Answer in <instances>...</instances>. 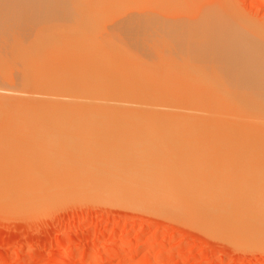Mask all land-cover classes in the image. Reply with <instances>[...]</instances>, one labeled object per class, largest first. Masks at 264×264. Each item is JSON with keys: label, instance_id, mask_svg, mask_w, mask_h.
<instances>
[{"label": "bare ground", "instance_id": "1", "mask_svg": "<svg viewBox=\"0 0 264 264\" xmlns=\"http://www.w3.org/2000/svg\"><path fill=\"white\" fill-rule=\"evenodd\" d=\"M183 1L184 3H188L189 1H191L189 2V4H193L194 1L196 2V0H194L193 2L192 0H181L178 1V3L182 2V4H184ZM219 2L221 3V1ZM219 2L217 3V5L219 4ZM0 3L2 4H0V8H2V6L4 5V7L6 8L5 10L9 9V11H12H8V13H5L6 15L10 14V20L2 19L7 16H2V18L0 16V19H2L0 21V208L13 211L21 209L24 211L25 209L26 212H37L36 210H38L39 212L41 209H50L49 207H52V205L55 206V204L57 205L60 201L65 202V199L66 202H69L70 199L73 200L72 197L85 195L84 197L87 198L90 196L92 200L105 199L106 201H113L111 203H121V205H130L133 207L145 208V210L152 209L151 211H154L153 209H158L155 211L159 212H163V210H166L168 215L170 214V217H173L174 215L175 218H177L176 216H178V219L186 218L185 220H187L188 218L189 221L192 220L201 228L206 229L205 231L210 233L214 232V235H221L219 237L225 238L228 241H232L233 239L234 241L236 240L237 243L239 241H241L240 243H244L242 241L252 242V240H256L257 232L255 233V230L253 228L256 222L254 210L258 211V209H254V201L252 202V199L250 200L249 197H246L247 199H242V197V200L238 199V194L240 193V191L238 190V186H241L243 184H238L237 178V180L235 181L236 184H238L235 185L238 187L237 189H234L235 186H231V184H235V182L233 181V183L230 182L228 186V193H225L222 188L224 172L223 166L228 162L227 161L225 162V164H223V161H226V158L225 160H222L224 159L222 157L229 156V153L225 152L227 155L223 153L224 156L221 157L223 148L225 150V147H227L232 152V155L230 154V166L226 165V168H230L231 171L235 170V173L237 168L239 167L237 165L239 161V157L237 158L236 156L237 152L235 153L234 150H232L235 149L234 147L238 146L236 138L237 134L235 132L239 131L237 129H241L239 128V121L244 120L243 123H245L248 117H252L251 114H248V117L245 120L246 116L243 113H239L240 111L242 112L241 107V110L237 112V108L238 106H240H237L238 101L236 103L235 101H229L225 96L226 100L228 101L222 102V94L227 95L228 93H230L228 95L232 100L233 97H231V94L235 92H232L234 87H232L231 89L229 87V84L236 80V78H238L237 80H240V78L236 76L238 75V72L242 74H239V76L241 77H243L244 74L247 75V77L249 76L250 71L247 74L245 69H253L249 67L250 65H247L248 67H245L244 72L246 73H244L241 69L242 66L244 67L243 62L246 61L244 59L246 58L245 55H248L251 52L252 56L251 54L249 55L251 59H254V63H256V60L260 64L264 62L263 60H261V57L264 58V52H261L264 49V44L262 46L260 45L261 41L263 42L262 38L264 34L262 32L261 38L258 36V39H262L261 41H259L260 39L258 40L256 36L258 35V33L255 32L256 35L254 34V29L256 28L253 29L251 26L250 29V25L248 24L247 26L246 24L247 27L244 28L246 31L241 29L243 28L242 25H245V17L242 20L243 23L240 20L238 21L241 22V26H238L239 24L237 20L236 22H233L236 19V16L234 15L237 14V9L235 10L237 6L234 8L235 12L233 16L235 17V19L232 18V15L228 11L229 8L228 10H225L224 6L219 7L216 5L214 6V4V7L212 8H210L209 6L207 8L205 7V10H201L200 8L201 11H197L196 13H192L194 12L192 11V14L187 15L186 18L181 17L182 24L188 25L191 23L195 25L193 27L196 30L193 28V30L191 29V32L194 30L197 32L196 26H199L198 28L200 29L198 30H201V32L198 31L199 33H196L194 31L197 35L195 33H192L195 34L194 36L189 35L190 33H187V35L191 36L192 38H196L197 36V41L199 42L200 39L201 43H203V49H208L209 51L208 53H206L208 57L207 55L204 56H206V58H213L212 62L215 60V65H212L213 69L212 67L210 69L207 66V69L209 68L210 71H205L204 68L201 67L204 71L200 69L201 72H199L198 66H195L197 67L198 72H196V69H192L194 72L190 69V71L192 72L188 71L190 73L187 72L186 75H183V73L186 71V68L184 72L183 70L179 71L177 69L176 71L171 67L173 63L169 67L168 65L170 63L168 62L169 64H167V61L166 63L164 62L165 65H167L169 69H171L170 71L175 70L176 73L168 72V70L165 72V70L163 71L162 69V71L160 69H155L156 71H154L153 68V70L150 67L147 68L146 66H148L150 61L146 64L143 62V64L146 65H144L145 69H150L143 71L141 70L142 66H140L141 68H139V65L137 64L142 58V55L140 54L139 56L137 54V56H134L133 54V56L135 57V59L133 58L134 61L137 59L136 57H138V62L135 61L137 64V68H135V63H133V61L131 62V64L129 61V63L126 62L128 59L126 60L125 58H123V56L121 57V59L119 56L116 57V55H113L114 58H111L112 54L108 55L106 53V56H108V58L105 56L103 57L102 55L100 57L103 58L99 59V57L94 54L96 57H98V59L96 60L93 55L89 57L90 54L89 56H87L88 54H86L85 56L82 55L80 57L77 54V51H75L77 55L68 53L70 51L67 52L68 54H63V52H65L64 49H62L63 52L61 50L62 53L59 52L60 50L58 51L57 49V46H59V44H56L60 41L61 34L64 33V31L62 33L60 32L61 29H65L67 34L66 37L69 35L67 38L69 40L66 39V44L69 45L68 49L72 50V47H74L73 49L76 50V47L78 45H73V41H75V39L76 41H81V46L82 44H85L84 46H90L92 42L89 41L92 40L97 43L96 40H94V36V38H90V36H84L87 39L80 40L78 39L80 37H78V34H76H80L82 32L81 30L83 29H85L84 31H87L85 33L90 34L87 28L89 26L92 27L89 28L90 32L98 30L97 28L101 26L102 23L97 25V21H100L101 19L100 17V19H98L97 13L103 15L102 19L104 20L112 19V17L109 15L113 14L108 13V16L104 15V9L108 8L103 7L104 9H101L102 6L98 4L93 6V2L91 4L90 0H0ZM182 4L180 3L178 4V6L180 7ZM163 5L165 6L164 3H161L160 7H162ZM233 5L235 6V4ZM173 6L174 5L172 4L170 10L173 9ZM184 6L185 5H183V8ZM164 8L160 9L165 11ZM174 8L176 9V6ZM232 8H230V11L233 13ZM84 9H91V13L94 9L95 14H92V16H87L91 15V13L85 10L87 11L86 13L85 11H83ZM95 9L98 11H96ZM102 10L104 11L101 14ZM152 10L154 12H152ZM161 10L158 11H160L159 13L162 16L166 11L167 13L169 12L168 15L170 14L168 16L170 17V21H168L169 19L166 15L167 13H165L163 17H160L158 15L161 18L160 20H162L164 17L166 18L165 20L163 19L165 21V25L166 23L168 24V22L172 21L171 18L174 17L173 13L178 11L173 9L171 11L166 10L165 12L161 13ZM1 11L4 12V9H1ZM145 11H143L144 14ZM150 11L152 13L147 12L148 16H145L138 10L141 15H138L140 18L135 15L134 17H136L137 19L133 18V12H130V17L132 16V19H135V21L137 20L136 22H138V20L139 22L142 21L143 25L146 24L145 26L147 27L149 25L147 23H150V20L154 19V15L152 14L155 13L154 20L159 19L156 18V14L159 13L157 11L155 12V9H151ZM172 11L174 12L171 13ZM82 12L86 14L87 19L90 18L88 19V21L86 20L88 23H92V21H89L91 19L97 22L95 24L93 21V25L95 24L94 29L93 25H89L87 27L86 25H83L84 23H86V21L84 20L85 22H81V19L82 21L83 19H85L83 18L85 17V14H83ZM135 13L137 14V12ZM183 13H186V11ZM128 14L124 17V19H128ZM171 14H173L172 17ZM240 14L238 15L239 17L241 16ZM142 15L146 18H151L152 16L153 19H145ZM177 15L178 16H175L179 18L180 14L178 13ZM244 15H246V13ZM96 17L98 20H96ZM142 18L148 21L144 23L145 20ZM7 20L8 22H4ZM106 20L104 22H106ZM116 20L119 21V19H117L116 17L114 18V20L112 19L111 24L112 22H114V25H116V23L123 22L121 21V19L119 22H117ZM129 20L131 19L129 18ZM154 20L153 22H156ZM175 20L178 22L180 21L174 18L173 23H171L174 24V22H176ZM102 21L103 20H101L100 22ZM158 23L160 24L161 21ZM232 23H237L233 25H237L238 29L237 27L232 26ZM139 24H141V22ZM169 24L168 26H170ZM172 24L171 30L175 26H172ZM217 24L219 25L218 28L215 27ZM108 25L110 26V22ZM230 25L234 29L231 28ZM129 26L130 25H127V27ZM131 26L133 27L134 25L131 24ZM149 26L152 27L153 23ZM180 26L181 25L178 26L179 29H173L180 31ZM81 27L84 28L82 29ZM103 27H105L106 29L108 28L106 24ZM111 27L112 26H110V28L108 29L110 32H113L115 26L114 28H112L113 30L111 29ZM165 27L167 26H164L162 30H164ZM214 27L216 28V30H214ZM139 28L142 27L139 26ZM139 28L137 29L139 30ZM167 28L165 29V31L168 30ZM187 28L189 30V26H187ZM235 28L237 32L235 31ZM248 28L253 31H250ZM108 29L102 30L103 32H105L108 31ZM102 30L101 32L99 31V33H103ZM116 30L117 29L115 28V31ZM152 30L153 29L151 28L150 31ZM233 30L236 33L234 32L233 34ZM150 31L148 30L147 32ZM182 31H184V29ZM157 32L159 33V31ZM170 32L169 33L173 35H169L168 37H174L176 31L173 30V32ZM121 33L119 35H121ZM143 33L145 35L144 31ZM154 33L157 34L156 32ZM167 33L168 32H166L165 34L168 35ZM260 33L259 35H261ZM50 34H52V36H50ZM104 34H106V32ZM113 34L116 35V32H114ZM177 34L179 36L180 34H182L184 37L186 33L184 31V34L182 32H177ZM73 35L74 37H72ZM91 35H93V33H91ZM159 35L163 34H161L160 32V34H158L157 36ZM187 35L185 36L187 37ZM99 36L101 37V35ZM104 37L107 36L105 35ZM155 37L156 35L154 36V39H156ZM161 37L162 36H160V38ZM168 37H166V39ZM177 37L178 36H176V39ZM186 37L185 39L187 41H185L186 43H188V39L191 37ZM179 38L180 37H178V39ZM192 38L190 43H192V41L195 42L196 40H192ZM106 39L108 41V38ZM106 39L103 40L105 41ZM214 40H217V43L219 42L218 47L212 45L214 43ZM179 41L180 40H178V42ZM211 41H213L212 44ZM253 41H257V44L259 42V46L252 47L253 44H256L253 43ZM99 42L101 43V39ZM71 43L72 47L70 46ZM109 43L111 44V41ZM135 44L137 43L135 42ZM189 44H187L186 47ZM51 45H54V49H52L53 46ZM92 45L93 47H97V44L95 45L93 43L91 44V47ZM48 46H50L49 48L52 49L51 51L49 50L50 53H48V51L46 54H44L45 52L41 53L42 51L46 50ZM103 46H101V49L106 48ZM99 47L100 46L97 47V52L98 50H101ZM186 47L185 50L187 49ZM257 47L260 48V54H263V56L258 57V55H256L257 57L255 56V60V58L252 57L255 53L257 54V51H259L257 49L254 52ZM59 49H61L60 46ZM90 49L91 48L89 47V50ZM111 49H113V47ZM53 50L58 52H52ZM91 50H93L94 52L93 48ZM83 51L85 52L86 49ZM101 51L103 52V49ZM190 51L188 54H192L190 53ZM53 53L55 54L53 55ZM82 54L84 53L82 52ZM97 55H99V53ZM150 56L152 57V55ZM145 57L143 58V60L145 59ZM154 57L155 56H153L152 58ZM157 58L160 62L161 57L160 59L159 57ZM163 58V60L169 59V57ZM201 58L203 59V57ZM202 59L201 61L203 62ZM184 61V64L187 67L189 61ZM175 62L177 61L175 60ZM190 62L191 64H193L192 60H190ZM195 62V64L198 63L197 61ZM161 63L162 62H160V64ZM209 63L206 64L208 65ZM129 64H133L134 67H132L137 70H131L133 68L126 69L125 66ZM177 64L178 63H174V66ZM151 65L152 64H150V66ZM158 65H154L153 67ZM256 65L255 67H258V65ZM110 66H112V68L113 66H117V68L111 69ZM119 66H124L125 69H120ZM203 66H205V64ZM233 66L234 69L236 68L235 71H237V74L235 73L236 75L234 76V80L233 78H230L229 74L225 75V71L227 69H232ZM261 66H259L260 68L258 67V70L254 68L251 71L257 73V71L260 70V72H262V70H264V67ZM237 67L242 70V73ZM178 72L183 73L180 74ZM211 72H213L214 74ZM252 73L253 72H251L250 74L251 78L254 74ZM257 74H255L253 82L256 81V77L257 81H259L261 78H259V76L264 74V71L261 74L259 73V75ZM168 76L169 78H171L169 79ZM194 76L197 78L196 80H198L197 82L199 84L195 85V82L194 84L193 82H191L196 81L193 80V78H195ZM228 77L231 79V81H229L230 79H228ZM174 78L177 79V85H174L176 83L172 84V81L176 82ZM221 78L225 84L223 83ZM243 78L240 81H243ZM249 78H247V80H249ZM263 78H261L262 82L264 80ZM244 79H246V76ZM226 80H228L229 82H225ZM209 81H211L210 85ZM206 82H208V85L206 84ZM238 82L239 81L233 82V84L231 83L232 85L230 86H233L234 84L242 85L241 83L245 81L241 83ZM226 83H228V86L226 87L227 89H224L225 86L223 85H227ZM255 85L256 86L252 85L254 89H262V87L258 88L257 84ZM248 86L249 85H247V89L249 88ZM223 91H228V93H222ZM247 91H245V93H248L246 95H250ZM259 91L257 92L259 93ZM244 94L243 96L241 94V96L245 99L247 98V96L244 97ZM252 94L257 95V93ZM235 95L236 94H234V96ZM260 95L261 94H259L258 96ZM241 96L239 94V97ZM258 96H256V98H258ZM242 97L241 99H238L241 101L243 99ZM263 97L264 96L260 98ZM245 100L242 101L244 103H248L245 102ZM247 101H249V103L251 102L249 99ZM261 101L264 103V99H261ZM259 102L257 100V102L255 103L257 104ZM223 103L225 104L223 105ZM239 103L241 104L242 102ZM251 103L253 104V102ZM244 105L246 106V104ZM254 107H256L255 104ZM258 108L257 114L259 113ZM261 108L263 110V107ZM245 110L246 112H249L250 108L249 111H247V109ZM252 110L250 112L254 113L256 109ZM224 112H227V130L225 129L226 132L224 130ZM243 112L245 111L243 110ZM239 115L244 117V119L241 117L242 119L239 120ZM235 117H238L237 120L239 121H237ZM249 120L248 123H250ZM263 121L264 118L262 122ZM262 122L259 124L261 125ZM241 124L242 123H240V125ZM250 124L251 126L252 124L254 126L257 125L255 122L253 123V121ZM259 124L257 125V129L260 130L261 127ZM246 125L248 126L249 124L246 123ZM263 126L264 125L262 124L261 129L264 128ZM245 127L246 126L244 125L242 127V130ZM242 130L240 131L242 132ZM247 130H249V128H247L246 131ZM237 133L243 135V133ZM251 134H253V132ZM251 134L249 133V135ZM234 136L236 140H234ZM250 137L251 136L246 137L249 140L244 137L247 140L244 142V145H247L246 143L251 142ZM262 137L263 135L261 136V139ZM242 141L243 140H240V142L238 141V143L242 144ZM257 141L255 142L257 143ZM261 144L264 145V141ZM255 145L256 144H254V146ZM238 147H240V145ZM251 149L253 150V148ZM262 152L264 151L261 150V152H258L260 156ZM246 154L247 155H245V157H247L244 159V168L246 170L244 171L246 172V177L244 178L246 180H248L249 178L251 181V177L253 176V174H251L250 170L253 165V157L251 156V153H249V151H247ZM227 160L229 159L227 158ZM236 165L238 167L235 169L233 166ZM230 170L228 169V172H230ZM228 172L227 175L229 181L233 179L231 178V176H234V178L239 177L234 173ZM260 182L261 181H259V183ZM245 183L246 182H244V185ZM246 184L248 186L247 188H250V186L248 185L249 183ZM236 190H238L239 193H237ZM241 190L244 191L248 189L241 188ZM223 192L227 194V197L223 195ZM244 193L246 195V192ZM250 194L253 195L252 193ZM254 195L257 197V194ZM66 197L71 198L69 199ZM67 199L69 200L67 201ZM105 200L101 201L105 202ZM225 209L226 211L224 212ZM263 210L264 209H262V211ZM256 217L257 219L259 218L258 216ZM260 217L263 216L260 215ZM194 222L192 223L194 224ZM224 222H226L227 224ZM258 230L260 234V229ZM259 238L263 239L264 234L261 233ZM260 241L262 242L261 239ZM236 242L233 243H235L236 245ZM257 242L259 243H257V245H260L261 242H259V240ZM254 244L256 245V241ZM238 245L239 244H237V246ZM245 245H248V243H246Z\"/></svg>", "mask_w": 264, "mask_h": 264}, {"label": "rangeland", "instance_id": "2", "mask_svg": "<svg viewBox=\"0 0 264 264\" xmlns=\"http://www.w3.org/2000/svg\"><path fill=\"white\" fill-rule=\"evenodd\" d=\"M125 1L124 0H104V1L103 0H101V1L100 0H90L91 4L93 2V4H92L93 6L98 4V5L102 6L101 9L103 7L108 8V9H104L103 8L107 12L102 10L101 14L103 13V11H104V15H106V16H108V13H111L113 15H109V16H111L113 20L116 17L117 19H119V21H120V19H121V21H123V22H120V23H116L115 22L116 25H114V22H112V24L117 29L115 31L114 26L111 24L112 19L111 20L108 19L109 22H110V26H112L111 29L114 28V30L112 29L113 32L112 31L111 32H112V34L114 32H116V35L115 34L112 35L111 32L109 31L108 28H110V26L108 25L109 24L108 20L105 19L107 23L104 22L105 20L102 19L103 15H100L97 12L96 13L98 14L97 15L98 19L101 18L100 21L103 20L102 22H100L97 19V17H96V20H98L97 21L98 22L97 25H99L100 23H102V24H101V26H99L97 28L98 30L90 32L89 28H92V27H90L89 25H93V21H94L95 24L97 22H95V20L91 19L89 21L90 22L92 21V23H88L87 21L90 18L87 19L86 18V14L82 12L83 14H85V17H83L85 19H83V21L81 19V22L83 23V22H85L87 20L86 23H84L83 25H86V27L89 26L87 28H88V32L90 34L85 33L87 31H84L85 30V29H83L84 27H81L83 30H81V28H80V30L82 32L81 31H79V32H81L82 34L81 33L80 34L76 33V34H78V37H80L78 39H80V40L87 39L84 36H86V37L90 36V38H94L95 37L94 40H96L97 43H95V41H93V40L89 41V42H92L91 44H93V43L95 45L97 44L96 46L97 47L100 46L99 47L100 49H101V46H103V44L105 43L103 47H106V48H102L104 53L101 51L102 49L100 50L101 53H100L99 50L97 52L96 50L98 48L97 47H93V45L91 47V44H90V46L89 45L88 46H84L85 44L84 45L82 44V46H81V41L78 40L79 41L78 42V41H76V39H75V41H73L74 43L75 42L76 43L75 44L73 42L72 43H73L74 46L77 44L79 47L77 46L76 50H75V49H73L74 47H72V43H71L70 46L72 47V50L68 49L69 45L66 44V41L69 40V39H67L69 35L66 37L67 34H66L65 29H61V31H60L61 33L64 31V33L61 34V39L59 41L60 43L58 42V40H57L58 43L57 42H56L57 44L55 43L56 45L59 44V46L61 47V49H59V46H57L58 47L57 48L58 51L60 50L59 52H61V50L64 49L65 52H63V50H62L63 54L64 53H66V54H68V53L76 54L75 51H77L78 52L77 54L80 57L82 55L85 56L86 54H88L87 56H89V54H90L89 57H91L93 55V57H95L96 60L98 59V57H99V59H102L104 56L108 58V56H106L107 54L108 55L112 54L111 58H114L113 55L114 56L116 55V57L119 56L120 59L123 56V58H125L126 60L128 59L126 62L129 61L130 64L133 61V63H135L134 64L135 68H137V64L139 65L138 66L139 68H141L140 66H142L141 70H143V71L144 70L145 71L146 70H150V69H147V68L150 67L151 69L153 68L154 71H156L155 69H160V70L162 69L163 71L165 70V72L168 70V72H173L174 73L176 69L179 70V71L183 70V72H184V70L186 68V71L184 73L181 72V73H183V75H186V73L188 71H190V69L191 70L192 69L193 70L196 69L197 70V71L195 70L196 72H198V69H199V72H201L200 69L203 70V68H204L205 71L206 70L210 71L212 65L213 66L215 65V62H214L215 60L213 61L214 62L213 63L212 62L213 58H211V57L210 58H206V56H204V55H207L206 53H208L209 51H208V49H206V50L203 49V46H202L203 43H201L200 39H199V42L197 41L198 40L197 36H196V38H194V37L192 38L191 36L187 35V33H190L189 35H193L194 36L198 31L201 32V30H198V29H200V28H198L199 26H196V28H197V32H196L195 31L196 29L193 27L195 25H193L191 23L188 24V25L187 24H182L181 17L182 18L183 17L186 18L187 15L192 14V13H196L197 11L205 10L208 6L210 8L214 7L215 5L219 6V7L220 6H224L225 10L226 9L228 10V8H229L228 11L232 15L233 19H235L234 16H236V19L233 22H236V20L238 22L240 20L243 23L242 20L245 17V20H244V24L245 25L244 26L242 25L243 28L240 27L241 29L245 30L244 28H246L248 26V24H249L250 25L249 26L250 29H251V26H252L253 29L256 28V29H254V34L256 35L255 32L258 33V35H256L257 39H258V36L261 38L262 32L264 34V0H217V1L216 0H206V1L205 0H196V2L194 0H192V2L193 1L195 2V3L193 2V4L192 3L189 4V2H191V1H189L188 3H184V1H183L184 4H182V2L178 3V1H181V0H125ZM219 1H221V3ZM218 2H219V4L217 5ZM161 3L162 4L164 3L165 6L163 5L162 7H160ZM180 3L182 4L181 5L182 7L178 6V4H180ZM172 4L174 5L173 9L174 10H178L176 12H178L180 14V16H179L180 19L178 17H176V16H178L177 15L178 13L172 11L171 13L174 12L173 13L174 17H172L173 14H171V17H172L171 18L172 19L171 22L173 23L174 18L177 19V20H180V21L178 22V21L175 20L176 22H174V24H172L171 22H168V24L170 23L169 24L170 26H168L167 23H166V25L164 23L165 22L164 20L166 18L164 17L163 18L164 20L163 19L160 20L161 19L160 17H163L165 15V13H167L166 10H169V11L173 10V9L170 10V8L172 7ZM186 4H187V7H186ZM203 4H205V5H203ZM213 4H214V6H213ZM233 4H235V6ZM183 5H185L184 8H183ZM100 6H99V8H100ZM175 6H176V9L174 8ZM236 6H237V8H235ZM3 7H4V5L2 6V8H0V16H1V18H2V16H7V17L2 18V19L10 20V14L9 15L5 14V13H8L9 9L5 10L6 8L5 7L3 8ZM143 7H144V9H143ZM148 8L150 10L151 9H155V12L157 11L158 13L160 12L158 10H161L162 8H164V10L166 12L161 10V13L165 12L163 16L160 15V13L156 14L157 15L156 18H159V19L154 20L155 19V13L152 14V15H154V19L151 16V18L154 21H156V22L157 21L158 22L161 21V23H160L161 25L158 22L157 23L153 22V20H150L151 18H148V17L147 18H148V20H150V23L148 22L147 24L152 25V23H153L152 27H150L149 25L146 27L145 26L146 24L143 25L142 21H140L141 24H139L140 23L139 20H138V22H136L137 20L135 21V19H137V18L134 17V16L137 15V17H139L138 15H141V13L144 14L143 11H145V10L146 11H145L144 15L148 16V13L151 12ZM200 8H201V10H200ZM230 8L233 9V13L230 11ZM234 8H235V10L237 9L236 10L237 14L235 13L236 15H234V12H235ZM238 8H239V10H238ZM1 9L2 10L4 9V12L1 11ZM85 10H87V9H84L83 11H85ZM138 10L141 13H139ZM147 10H149V11H147ZM181 10H183V11H181ZM87 11H89V13H91L92 10L90 9V10H87ZM87 11H85V12L87 13ZM96 11H98V10H96ZM185 11H186V13H183ZM192 11H194V12H192ZM9 12H12V11H9ZM130 12L131 13L133 12L132 13L133 14V18H135V19H132L131 18L132 16L130 17V15H131ZM135 12H137V14ZM152 12H154V11L152 10ZM240 12H241V14H240ZM126 13L127 14L129 13L128 14L129 15L128 19L127 18L124 19V17L127 15ZM168 13L166 14L167 17L170 15V14L168 15ZM181 13H182L183 16L181 15ZM245 13H246V15H244ZM92 14H95L94 9H93V12L91 13V15H87V16H92ZM239 14L242 16V17L240 16L242 19L238 16ZM145 16H143V17L145 19H147ZM93 17H94V15H93ZM149 17H150V15H149ZM249 17H250V19H249ZM129 18L131 20H129ZM144 18H142V19H144ZM2 19H0V21ZM168 19H169L168 21H170V17H168ZM8 20L4 21V22H8ZM252 20L257 21V22H254ZM119 21H117V22H119ZM147 21L145 20L144 23L147 22ZM177 22H178L179 25H181L180 26V29H181L180 31L175 30L176 28L179 29V27H178L179 25L177 24ZM241 22H238V24H239L238 26H241ZM122 23H124V24H122ZM137 23L142 28H139ZM184 23H185V21H184ZM95 24L93 25V29L95 28L94 27ZM105 24L107 25V27L109 26L107 28L108 31H105L106 34H104L105 32H103V30H102V29L107 30L105 28L106 26L103 27ZM131 24H133L134 26L132 27ZM154 24H156V25H154ZM171 24H172V26L175 25L173 27L175 29L172 28V30H171ZM233 24H237V23H232L231 25L234 26ZM246 24H247V26H246ZM127 25H130V26L127 27ZM163 25L168 27V28L165 27V29L166 28L168 29L167 31H165V29L162 30V28L164 27ZM183 25L185 26V28H184ZM79 26H81V25H79ZM187 26H189V30H188ZM232 26H231V28H233ZM100 27H102V28H100ZM215 27L218 28L219 25L217 24ZM234 27H237V25H235ZM87 28H86V30H87ZM137 28H139V30ZM151 28L153 29L152 31H150ZM193 28L195 29L194 31L196 33L194 31L191 32V29L193 30ZM216 28L214 30H216ZM141 29H143V30H141ZM183 29H184V31L186 33L185 35H187L188 38L191 37L192 40L196 39L195 42L192 41V43L194 42L193 44L190 43L191 38H189L188 39L189 42L186 43V41H187L185 39L186 36L184 35V37H183L182 34H180V36L178 35L179 33L177 34V32H180V33L182 32L184 34V31H182ZM237 29H238V27H237ZM101 30H102L103 33H99V31L101 32ZM148 30L150 32H147ZM173 30L176 31V33H175L174 37H172L173 38L172 39L171 36L173 34H170L171 33L170 31L173 32ZM143 31L145 32V35H144ZM153 31L156 32L157 34H155ZM157 31H159V33ZM162 31H165V32H162ZM235 31L237 32L236 28H235ZM235 31L233 30V34H234ZM250 31H253V30H250ZM258 31H260L261 33L258 32ZM121 32H123V33H121ZM160 32L163 35L157 36L158 34H160ZM166 32H168L167 33L168 35L165 34ZM83 33L84 34H88V35H84ZM91 33H93V35H91ZM97 33H99V34H97ZM120 33H121V35H119ZM192 33H195V34H192ZM259 33L261 35H259ZM74 35L72 37H74ZM99 35H101V37ZM102 35H104V36L106 35L107 37H104ZM155 35H156V37H155L156 39H154ZM164 35H166V36H164ZM169 35H171L170 38L168 37ZM50 36H52V34H50ZM120 36H121V38H120ZM160 36H162V37L160 38ZM176 36H178L180 38L178 39V37H177V39H176ZM164 37H165V40H164ZM166 37H168V38L166 39ZM106 38H108L109 42L111 41V44L107 41ZM132 38H133L134 41L132 40ZM88 39H89V37H88ZM97 39L99 41L101 39V43L102 44ZM103 39H106V40L104 41ZM126 39H128V40H126ZM159 39L161 40V42H160ZM162 39H163V41H162ZM262 39H263V42L261 41ZM262 39L259 40L262 43V44L260 43L261 46L264 44V36H263ZM166 40H167V42H166ZM172 40H175V41H172ZM178 40H180V41L178 42ZM135 42L137 44H135ZM162 42H163V44H162ZM98 43H100V44H98ZM168 43H169V45H168ZM212 43H213V41H211V44ZM214 43L212 45H215L216 47H218V45H219L218 43L219 42L217 43V40H214ZM253 43H256V44L254 45ZM253 43H252L253 44L252 47L259 46V42L257 44V41L256 42L253 41ZM187 44H189V45L186 47ZM221 44H222V42H221ZM67 45H68V47H67ZM51 46H53L52 49H54V45H51ZM183 46H184V49H183ZM201 46H202V49H201ZM204 46H205V44H204ZM49 47L50 46H48V48L46 50H44L42 52L39 51V52H41V53L45 52L44 54H46L47 51H48V53H50L49 50L51 51L52 49L49 48ZM62 47H64V48H62ZM89 47L91 49L93 48L94 52H96L97 54L99 53V55L94 53L93 50H91V49H90L91 50L90 51ZM110 47L111 48L113 47V49H111ZM114 47H116V48H114ZM185 47L187 48L186 50H185ZM205 48H206V46H205ZM66 49H67V51H66ZM85 49H86V51L84 52L83 50H85ZM109 49H111L114 52V54ZM115 49H116V51H115ZM190 49H191V51H190ZM253 49H255V48H253ZM257 49L259 51H257V54L255 53L252 58H255L256 55H258V57L263 56V54L262 55L260 54V48L259 47H257L254 50V52ZM55 50H53L52 52H54ZM81 50H82V52L84 54H82ZM188 50L192 54H188L189 53ZM263 50L261 52H264ZM58 51H55V53L58 52ZM68 51H70V52H68ZM52 52H51V54H52ZM252 52H253V50H252ZM258 52H259L260 55L258 54ZM34 53H35V51H34ZM55 53H53V55ZM94 54L96 56H98V57H96ZM121 54H123V55H121ZM133 54H134V56H137V55L139 56V54L142 55V58L140 56L141 60H139V63L136 64V62H135V61L138 62V60H137L138 57H136L137 59L135 61L133 60V58L135 59ZM249 54H251V52ZM249 54L245 55L246 58H244V59L248 63L246 61L243 62L244 67L243 66H242L243 68L241 67L243 72H244L245 67H248L249 65H250L249 67H251L253 69L256 68L257 70L260 68L259 66H261V65L264 67V65H263L264 62L262 63V61H261L262 64H260L255 58L256 63H254L255 62V61H253L254 59H251ZM102 55H103V57H100ZM150 55H152V57L155 56L156 59H155V57L152 58ZM186 55H188L189 57L186 56ZM167 56L169 57L168 60H170V61L163 60L164 59L163 57L168 58ZM251 56H252V54H251ZM144 57H145V59L143 60ZM148 57H150V58H148ZM157 57H159V59L161 57L162 60L160 59V62H162L163 64L162 63L160 64V62H159ZM201 57H203V59ZM207 57H208V55H207ZM109 58H110V56H109ZM151 58L155 59V60H152ZM261 58L260 59L264 61V58L263 57H261ZM201 59L203 60L204 63L201 61ZM244 59H243V61H244ZM172 60H174V61H172ZM175 60L177 62H175ZM184 60H187V62L189 61L188 64H187L188 65L187 67L184 64V62H185ZM190 60L193 61L194 65L191 64ZM166 61H167V64L170 63L168 65L169 67L173 63V65L171 67H172V69H175V70L170 71L171 69H169V67L167 65H165ZM195 61H197L199 64L198 63L195 64L196 63ZM209 61L212 64H210ZM143 62L145 64L147 62H149L148 66L143 64ZM200 62H201L202 65L200 64ZM241 62H242V60H241ZM241 62H238V63H241ZM174 63L175 64L178 63L177 64L178 66L177 65L174 66ZM206 63H209V64L207 65ZM250 63H252V64H250ZM130 64L126 65L125 68L129 69V68H133L134 67L133 64L132 65H130ZM150 64H152L151 65L152 67L150 66ZM204 64H205V66H203ZM256 64L258 65L259 68L255 67ZM144 65L147 67L146 69H145ZM154 65H158V66L153 67ZM199 65H200V68H199ZM240 65H242V64H240ZM117 66L116 67L113 66V68H112V66H110V68L114 69V68H117ZM195 66H198V69ZM207 66L210 69L209 68L207 69ZM237 66H238V64H237ZM119 67H120V69H125L124 66H122V67L119 66ZM201 67H203V68H201ZM106 68H108V67H106ZM135 68H133L131 70H134ZM212 69H213V67H212ZM233 69H234V66H233L232 69H227L225 71V73H226L225 75L229 74L230 78H233V80H234V76L237 74V71H235L236 68L234 70ZM253 69H251V70H253ZM135 70H137V69H135ZM242 70H240L241 73H242ZM247 70L248 69H245L247 74L249 73V71H250V73H249L248 77H247V75L244 74L243 77L245 78V76H246V79H244L243 77L239 76L240 72H238V75H236V76H238L240 78V80H242V78H243V81H245L247 83H245L243 81H240V80H237L238 78L235 77L236 80L239 81L238 83L243 82V83H241L243 86L242 85H235V84L233 86H230V85L233 84V82H237L236 80L231 82L232 84L231 83L229 84V87L231 89H232V87H234L232 92H235V93L231 94V97H233V99L232 100L230 99V96L228 95L230 93H228V91H223L222 93L227 92L228 94L227 95L222 94L223 98L221 96V98L223 99V100H221L222 102H227L229 100V101H235V103H236L238 101L237 102V106L238 105H240V106H238V108H237L238 111L237 112H239L241 110V108H242V112L240 111L239 113H243L246 116L245 120L247 119L248 114H251V116H252L251 118L248 117V119H247V121H245V123H243L244 120L239 121L242 118L244 119V117H242L243 116L242 114H241L242 116L239 115L240 116L239 120H237L238 117L237 118L235 117V119L237 121L242 123L241 125L239 123V128H241V129H237L239 131L235 132L237 134L236 135L237 145L238 146L240 145V147L236 146V147H234L235 149H232V150H234L235 153L237 152V154H236L237 158L239 157L238 158L239 161H238V164H237L239 167L237 165L233 166L235 169L238 167L237 170H236L237 173L236 172L234 173L235 170L231 171L230 168H226V165L230 166V162L229 161H230V157L232 155L231 154L232 152L227 147H225V150L223 148L224 152L222 151L221 157L224 156V154H226L225 152L229 153L228 154L229 156L222 157V158H224L222 160H225V158H226V161H223V164H225V162H227V161L229 163L227 162L228 164L226 163L223 166V171H224L223 172V185H224V187L222 185V188H223V191H225V193H228V186H229L230 182H232V181L235 182L237 180V178H238V180H237L238 184H243L244 185V182L249 183L248 185L250 186V188H247L248 186H247L246 183H245L244 186L243 185H241V186L239 185L238 186L239 188L237 186H235V185H238V184H236V182H235V184H231V186L232 185L235 186L234 189L238 188V190L240 191V193H239V191L236 190L237 193H239L238 194L239 197L237 195L238 199L242 200L244 198L247 199L246 197H249L250 200L252 199L251 200L252 202L253 201L255 202V203L253 202L254 207H255L254 209H258V211L254 210V215H255V219H256L255 221L256 222H255V226L253 227L254 230H255V233L257 232L256 233L257 234L256 235L257 238L255 240L256 241V245L254 244L255 241H253V240H252V242L242 241L245 244L246 243H248V245L250 244L248 246V245H245L244 243H240L241 241H239L237 243L236 240L234 241L232 239L233 242H236V245H235V243H233L231 240L228 241L225 238L219 237L221 235L218 236V235H214V232L210 233V232L205 231L206 229L201 228L194 221L190 220V221L194 222V224H193L192 222L189 221L188 218H187V220H185L186 218L185 219L184 218L178 219V216H176L177 218H175L174 215H173L174 218L172 216L170 217L169 216L170 214L168 215L166 210H163V212L165 211L166 213L165 212L163 213L161 210H160L161 212L155 211V210H158V209H153L154 211H151L152 209L151 210H145V208H138V207H133V206H130V205L129 206L128 205H121V203L117 202L119 204L118 205L115 202L111 203L113 201L110 202L109 200L106 201L105 199H101V200H105V202L101 201L100 199L99 200L96 199L97 200L96 201L95 199L92 200L90 196L86 198V197H84L85 195L84 196L81 195V196H78V197H72L73 200L70 199L71 197L70 198L66 197V198L70 199V200L67 199V201L69 200V202H66V199L64 198L65 202L64 201L63 202L60 201L59 202L60 204L58 203L57 205L55 204L56 203L55 202L54 203L55 206L52 205V207H49L50 209H48V210H46V208H45V210L41 209L42 211L40 210L39 212H38V210H36L37 212H32V211L26 212L25 209H24V211L22 209L13 211V210H6V209L0 208V264H264V243H262V242H264L263 241L264 238L263 239L259 238L261 233L264 234V229H263L264 228L263 227V225H264V218H263L264 217V210L262 211V209H264L263 208V206H264V199H263L264 196H262V195H264V179H263V177H264V170H263L264 169V161H263L264 155H263V153L264 152L261 153V156L258 153V152H261V150L264 151V145L261 144L264 141V138H263L264 137V128L261 129L262 128V124L264 125V123H263L264 121L262 122V120L264 118V116H263L264 115L263 114V112H264V103L261 101V99L263 100L264 97L260 98V97L264 96V80H263V82L261 80V78H263L264 74L259 76V78L261 77L259 81H257V77H256V81L254 80L255 82H253L255 74H257L258 72L261 74L264 70L261 69L262 72H260V70L259 71L255 70V71H257V73H254V71H251V70H248V71ZM192 71H190V72H192ZM158 72H159V70H158ZM190 72H188V73H190ZM213 72H211V73H213ZM246 72H244V73H246ZM251 72L254 73V74L252 73L253 76L251 75L252 78L250 77ZM178 73H180V72H178ZM259 73L257 75H259ZM232 74H234V75H232ZM231 75H232V77H231ZM240 75H242V74H240ZM210 77H211V75H210ZM168 78H169V76H168ZM230 78L228 77V79H230ZM247 78H249V80H247ZM177 79H175L176 82L172 81V84L176 83L174 85H177ZM196 79H197L196 77L193 78V80H196ZM221 80H222V78H221ZM167 81H169V80H167ZM197 81L198 80L191 81V82H193V84L195 82V85H196V84H199ZM227 81L228 80H226L225 82H227ZM229 81H231V79ZM209 82H210L209 83V85H210L211 81H209ZM207 83L208 82H206V84ZM223 83H224V81H223ZM223 83H221V84H223ZM226 84L227 85H223V86H225L224 89H227L226 87L228 86V83H226ZM255 84L258 85V88L262 87V89L261 88L260 89H257V88L254 89V87L252 85L256 86ZM247 85H249L248 89H247ZM240 88H241L242 91L240 90ZM239 90H240L241 93L239 92ZM256 90L257 91L261 90V91H259V93H258ZM229 91H231V90H229ZM243 91H244V93H245V91L249 92L250 95H246L248 93L244 94ZM250 92L257 93V95L256 94L254 95V94H252ZM234 94H236V95L234 96ZM239 94H240V96H241V94H242V96L244 94V97L247 96V98L251 102H253V104L251 102L249 103V101H247L248 99L245 98V99H247V100H245L242 96H241L243 98L242 100H245V102H248V103H244L242 100L240 101L238 99V98L241 99V97H239ZM259 94H261V95L263 94V95L262 96L261 95L258 96ZM225 96L227 97L228 100H226ZM256 96H258L259 99L256 98ZM251 99H253V100H251ZM256 99L258 100V102L260 101L262 103L259 102V103L256 104L255 103V102H257ZM254 100H256V101H254ZM239 102H242L243 104L242 103L240 104ZM224 104L225 103H223V105ZM244 104H246V106ZM254 104H255L256 107H254ZM258 104H259L260 107L258 106ZM251 107L254 110L256 109L255 110L256 112L254 111V113L253 112L251 113L250 112L252 110ZM261 107H263V110H262ZM249 108H250V111H249ZM257 108H258V112H259L258 114H260V115L257 114ZM245 109H247V111H249L250 113L246 112ZM243 110L245 112H243ZM260 111H261V113H260ZM224 113H225V117H223V118H225L224 119L225 120L224 121V127H225L224 130L225 129L227 130V112H224ZM224 113H222V114H224ZM257 117H259V118H257ZM254 118H256V119H254ZM249 119H251V120H249ZM248 120H249L250 123H252V121H253V123L255 122L257 125L262 122L261 125L259 124L260 127H261L260 130L257 129V125L256 124H255L256 126H254L253 124L251 126V124L248 123ZM246 123L249 124L248 126H251V127H248L246 125ZM243 124L247 128H249V130L246 131L247 128L245 127L246 129L243 128V130L245 129L243 131L242 130V127L244 126ZM237 125H238V123H237ZM254 128H256V129H254ZM258 128H259V126H258ZM250 129L252 130L253 134H251L252 132H251ZM226 130H225V132H226ZM240 130H242V132ZM237 132L243 133V135L242 134H238ZM249 133L251 135H249ZM261 134L263 135V137H262L263 140L261 139V136H262ZM238 135H241V136H238ZM252 135H253V137H252ZM247 136L248 137L251 136L250 137L251 138V142L246 143L248 146L250 144V146H249L250 148L247 145H244V142L249 140L248 138H246ZM233 138H234V140H236L235 136ZM240 140H243L242 141L243 145L238 143V141L240 142ZM257 140H259V141H257ZM255 141H257V143ZM260 141H262V142H260ZM252 142L253 143L255 142L254 144H256V145L254 146V144ZM259 142H260V144H259ZM254 147H256V148H254ZM240 148H241V150H240ZM251 148H253V150ZM256 149H257V151H256ZM246 150L249 151V153H251V156L253 157V159H252L253 160V165H252V168L250 170L251 174H253V176H252L253 180H252V177H251V181H250L249 178H248V180H246L244 178V177H246L245 176L246 175L245 174L246 170L244 168V164H245L244 163V159L247 157V156L245 157V155H247L246 154L247 153ZM235 153H233V154H235ZM254 155H256L257 157L254 156ZM260 157H261V159H260ZM227 158L229 160H227ZM261 160H262V162H261ZM262 163H263V165H262ZM228 169L230 170V172H228ZM227 172L228 173H234L236 176H239V177L234 178V176H231V178H233V179L231 181H229ZM254 173H255V175L256 174L257 175L255 176ZM255 177H257V178H255ZM243 180H245V181H243ZM248 181H250V182H248ZM259 181H261V182L259 183ZM256 182H258V183H256ZM241 188L242 189L246 188L248 190H244L243 191V190H241ZM244 192H246L247 196L245 195ZM249 192L252 193L253 195H251ZM225 193L223 195L226 196L227 194H225ZM241 194H242V196H241ZM254 194H257V197H260V198H257ZM225 196H224V198H225ZM92 198H94V197H92ZM253 198H254V200H253ZM259 203H261L262 205L259 204ZM258 204H259V206H258ZM260 205H261V207H260ZM259 209L261 210V212H260ZM225 211H226V209L224 210V212ZM11 212H13V213H11ZM259 213L263 217H260ZM256 216H258L259 218L257 219ZM260 218H261V220H260ZM259 220H260V222H259ZM224 223H226V222H224ZM258 229H260V234H259V230ZM262 230H263V232H262ZM215 234H217V233H215ZM222 237H224V236H222ZM226 238H228V237H226ZM228 239H230V238H228ZM260 239L262 240V242L260 241ZM258 240L262 244L260 243V245H257V243H258L257 241ZM237 244H239V245L242 244V245H240V246L238 245L237 246ZM243 244H244V246H243ZM253 245H255V246H253Z\"/></svg>", "mask_w": 264, "mask_h": 264}]
</instances>
